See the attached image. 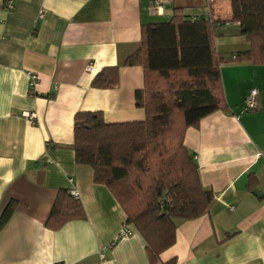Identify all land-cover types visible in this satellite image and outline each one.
Segmentation results:
<instances>
[{
    "label": "crops",
    "instance_id": "obj_1",
    "mask_svg": "<svg viewBox=\"0 0 264 264\" xmlns=\"http://www.w3.org/2000/svg\"><path fill=\"white\" fill-rule=\"evenodd\" d=\"M10 1L0 0V216L9 201L15 207L0 230V264H264V64L219 62L225 108L183 137L214 199L176 224L173 244L154 262L130 224L132 233L111 245L125 214L71 148L77 112L101 111L110 123L144 119L135 95L144 69L121 64L139 47L141 24L168 21L176 7L225 20L230 0H162L158 12L152 0ZM227 24L239 27L219 26ZM111 66L117 84L91 86ZM252 89L255 106L245 109ZM60 188L78 193L85 219L51 230L45 220Z\"/></svg>",
    "mask_w": 264,
    "mask_h": 264
},
{
    "label": "trees",
    "instance_id": "obj_2",
    "mask_svg": "<svg viewBox=\"0 0 264 264\" xmlns=\"http://www.w3.org/2000/svg\"><path fill=\"white\" fill-rule=\"evenodd\" d=\"M228 19L189 18L176 7L168 21L141 24L139 47L122 65H141L144 88L136 98L145 117L132 122H105L101 111H80L73 118L71 148L77 164L88 165L95 184L107 187L143 237L151 262L170 247L181 220L205 213L214 195L201 184L198 167L183 143L188 127L225 108L219 62L264 64V0H230ZM236 22L248 42L246 50L218 57L216 24ZM118 66L105 67L91 81L96 88L115 86ZM15 200L0 216V230ZM85 219L78 197L60 188L45 226L60 229Z\"/></svg>",
    "mask_w": 264,
    "mask_h": 264
},
{
    "label": "rangeland",
    "instance_id": "obj_3",
    "mask_svg": "<svg viewBox=\"0 0 264 264\" xmlns=\"http://www.w3.org/2000/svg\"><path fill=\"white\" fill-rule=\"evenodd\" d=\"M184 12L186 11L184 10ZM222 24L223 23L215 25L217 34L216 46H218L219 51L225 52L223 54H232L246 50L248 48V42L244 36L239 33V27L233 24H227L224 28L225 30H223V28L219 26Z\"/></svg>",
    "mask_w": 264,
    "mask_h": 264
},
{
    "label": "built area",
    "instance_id": "obj_4",
    "mask_svg": "<svg viewBox=\"0 0 264 264\" xmlns=\"http://www.w3.org/2000/svg\"><path fill=\"white\" fill-rule=\"evenodd\" d=\"M161 3H162V0H152V8L158 12L159 11V8L161 7ZM6 5L7 7H11V1L10 0H6ZM38 17H42V12L39 13ZM87 70H90V65H88L87 67ZM29 79H30V84L31 86H34L35 83H36V80H37V77L36 75H34L33 73L29 75ZM256 94V90L255 89H252L250 91V94L249 96L246 98L245 100V109H251L255 106V99H254V96ZM26 116L30 119H32V115L29 114V113H26ZM70 193L74 196H78V193L75 191V190H70ZM132 233V230L130 229L129 226H127L126 224H123L117 235L115 236V238L113 239V241L111 242V245L114 244L115 240L119 239V238H124V237H127L129 236L130 234Z\"/></svg>",
    "mask_w": 264,
    "mask_h": 264
}]
</instances>
